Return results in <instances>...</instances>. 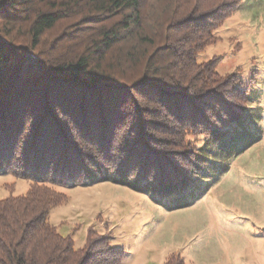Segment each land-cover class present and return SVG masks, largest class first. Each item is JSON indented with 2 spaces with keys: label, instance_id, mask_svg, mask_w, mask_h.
<instances>
[{
  "label": "trees",
  "instance_id": "16d2710c",
  "mask_svg": "<svg viewBox=\"0 0 264 264\" xmlns=\"http://www.w3.org/2000/svg\"><path fill=\"white\" fill-rule=\"evenodd\" d=\"M239 5L0 0V166L31 180L0 198V264L122 263L109 233L89 228L76 246L49 221L67 199L52 184L113 174L169 199L198 192L210 173L197 136L246 134L254 81L197 60Z\"/></svg>",
  "mask_w": 264,
  "mask_h": 264
},
{
  "label": "rangeland",
  "instance_id": "374dc122",
  "mask_svg": "<svg viewBox=\"0 0 264 264\" xmlns=\"http://www.w3.org/2000/svg\"><path fill=\"white\" fill-rule=\"evenodd\" d=\"M214 33L197 60L216 58L219 73L254 81L244 140L241 132L237 146L218 134L198 135L210 174L198 196L187 192L185 199L113 174L52 184L67 199L50 209L48 219L71 233L74 245L93 228L125 249L121 264H161L171 252L185 264H264V0H240ZM30 183L0 166V198L22 194Z\"/></svg>",
  "mask_w": 264,
  "mask_h": 264
}]
</instances>
